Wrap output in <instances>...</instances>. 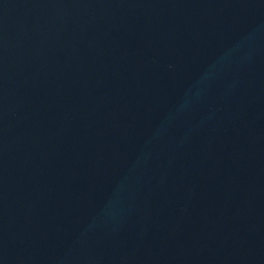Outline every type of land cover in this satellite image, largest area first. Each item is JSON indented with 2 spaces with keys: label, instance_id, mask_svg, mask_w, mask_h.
I'll use <instances>...</instances> for the list:
<instances>
[{
  "label": "water",
  "instance_id": "1",
  "mask_svg": "<svg viewBox=\"0 0 264 264\" xmlns=\"http://www.w3.org/2000/svg\"><path fill=\"white\" fill-rule=\"evenodd\" d=\"M0 264H264V0H0Z\"/></svg>",
  "mask_w": 264,
  "mask_h": 264
}]
</instances>
